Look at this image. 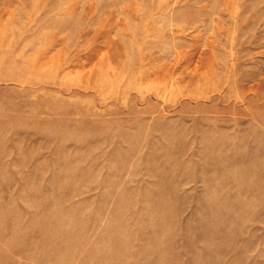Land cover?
Masks as SVG:
<instances>
[{
  "label": "rangeland",
  "instance_id": "374dc122",
  "mask_svg": "<svg viewBox=\"0 0 264 264\" xmlns=\"http://www.w3.org/2000/svg\"><path fill=\"white\" fill-rule=\"evenodd\" d=\"M0 264H264V0H0Z\"/></svg>",
  "mask_w": 264,
  "mask_h": 264
}]
</instances>
